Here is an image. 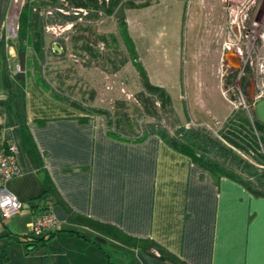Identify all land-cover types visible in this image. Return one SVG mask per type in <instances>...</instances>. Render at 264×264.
Here are the masks:
<instances>
[{
    "label": "crops",
    "instance_id": "crops-1",
    "mask_svg": "<svg viewBox=\"0 0 264 264\" xmlns=\"http://www.w3.org/2000/svg\"><path fill=\"white\" fill-rule=\"evenodd\" d=\"M19 1L0 0V149L17 145L22 172L8 187L25 204L9 218L0 215V264H264V195L216 178L158 134L139 142L114 138L104 115L27 80L25 123L39 151L30 156L11 103ZM127 23L135 41L129 13ZM43 205L62 227L32 239L30 223Z\"/></svg>",
    "mask_w": 264,
    "mask_h": 264
},
{
    "label": "rangeland",
    "instance_id": "rangeland-1",
    "mask_svg": "<svg viewBox=\"0 0 264 264\" xmlns=\"http://www.w3.org/2000/svg\"><path fill=\"white\" fill-rule=\"evenodd\" d=\"M65 4L68 9L51 5L41 8L44 58L26 37L23 67L17 54L18 9H22L23 2L16 3L18 28L14 22L11 41L14 70L20 64L30 84L47 85L85 108L108 110L115 123L132 127L134 133L150 127L174 133L184 125L203 127L218 135L229 130V119L236 113L246 110L252 117L253 103L264 96V0H252L251 33L244 29L237 34L230 22L237 4L227 7L224 0H120L112 14L82 11L72 22L55 13L78 12L68 2ZM121 9L127 30L128 13L132 18L136 43L132 40L141 60L135 59L123 34ZM244 11L239 15L245 17L248 11ZM239 15L234 13L232 17ZM127 33L131 37L129 30ZM54 43L62 46L61 53L54 51ZM226 53L238 54L241 65L229 62ZM136 61L143 63L150 81L170 93L173 110L155 100V113L145 111L139 96L141 92L149 93ZM246 157L252 160V155Z\"/></svg>",
    "mask_w": 264,
    "mask_h": 264
},
{
    "label": "trees",
    "instance_id": "trees-1",
    "mask_svg": "<svg viewBox=\"0 0 264 264\" xmlns=\"http://www.w3.org/2000/svg\"><path fill=\"white\" fill-rule=\"evenodd\" d=\"M66 2L70 4V7L77 8L78 12L62 13L60 10H56L55 13L61 16L64 21L72 22L78 18V15L82 11H87L86 14L93 12L96 14L101 12L112 14L118 8L120 0H25L19 16L18 38L20 45L17 50L19 62L23 67L26 64L27 58L26 47L23 43L26 37H29L32 41L36 53L44 58L45 40L43 31L45 21L41 14V8L51 5L58 9H68V6L65 4ZM119 18L130 51L135 59H137L139 58L138 52L132 38L128 36L127 24L122 9L119 11ZM136 66L149 93L141 92L139 96L145 111L147 113H155V109L152 108V106L156 108L154 104L155 100L160 101L162 105H168L170 110H173L174 107L170 93L163 86L150 81L147 70L141 61H136ZM13 76L16 94L12 97L11 103L14 104L15 109L21 117L22 130L28 142V152L33 159H37L39 151L27 129L22 102L23 88L27 83L28 74L21 68L20 71H15ZM32 85L44 92L51 93L59 99L71 102L86 113L107 115L108 133L114 138L139 142L151 134H158L174 149L189 155L192 160L210 170L216 178L221 176L233 178L244 184L253 193L264 195V166H262L264 165V124L256 120L254 114L251 117L250 111L243 110L231 116L229 119L231 124L229 130L222 131L218 135L203 127H187L184 125L179 126L174 133L157 127L146 128L140 133H134L132 127L115 123L111 112L104 108H85L81 104H78L76 100L63 95L62 92L50 90L47 85L39 86L33 83ZM94 96L95 91H92L91 98L94 99ZM254 129L259 130L261 134L257 135ZM248 154L252 155V160L246 157ZM96 225L107 233L120 236L118 230L112 226L99 224L98 222H96Z\"/></svg>",
    "mask_w": 264,
    "mask_h": 264
},
{
    "label": "built area",
    "instance_id": "built-area-1",
    "mask_svg": "<svg viewBox=\"0 0 264 264\" xmlns=\"http://www.w3.org/2000/svg\"><path fill=\"white\" fill-rule=\"evenodd\" d=\"M21 65H17L14 71H20ZM22 172L17 159V145L14 142L8 144L6 150L0 149V215L2 218H9L18 213L24 206L22 201L9 187L8 182ZM30 201L29 204H34ZM41 211L30 223L28 236L32 239L46 236L49 233L61 229V221L56 216L51 206L43 205Z\"/></svg>",
    "mask_w": 264,
    "mask_h": 264
},
{
    "label": "flooded vegetation",
    "instance_id": "flooded-vegetation-1",
    "mask_svg": "<svg viewBox=\"0 0 264 264\" xmlns=\"http://www.w3.org/2000/svg\"><path fill=\"white\" fill-rule=\"evenodd\" d=\"M227 3V7L230 5L237 4L238 9L232 8L233 10L231 11V18L230 22L234 23L233 25V30L234 33L237 34L238 31L247 29L250 33L252 31V0H224V4ZM244 5V9L248 11L245 17L243 15H239L241 11H244V9L240 10L239 7ZM226 7V6H225ZM233 12V13H232ZM237 13L238 16L232 17V14ZM245 14V11L243 12ZM251 15V16H250ZM237 32V33H236ZM248 37V35H247ZM239 42L241 41L240 38H238ZM242 77H240V83H242ZM252 98V97H251Z\"/></svg>",
    "mask_w": 264,
    "mask_h": 264
},
{
    "label": "water",
    "instance_id": "water-1",
    "mask_svg": "<svg viewBox=\"0 0 264 264\" xmlns=\"http://www.w3.org/2000/svg\"><path fill=\"white\" fill-rule=\"evenodd\" d=\"M20 10H21V8L18 9V13H20ZM14 22H15L16 29H17L18 28L17 17H16V20ZM53 49L57 53H61L62 50H63L62 46L60 44H58V43H54L53 44ZM225 57H226V59L229 62L233 61L234 63H237V64L241 65V57L238 54H236V53H226ZM253 114H254V117L256 118V120H258V121H260L261 123L264 124V96L259 98V99H257L253 103ZM95 239L97 241H99V242H106V239H104L103 237H101L99 235L96 236Z\"/></svg>",
    "mask_w": 264,
    "mask_h": 264
}]
</instances>
